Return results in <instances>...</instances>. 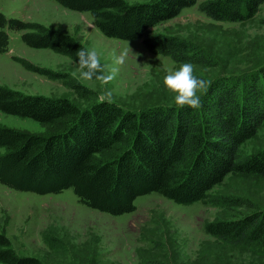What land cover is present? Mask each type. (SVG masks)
I'll return each instance as SVG.
<instances>
[{"label":"trees","instance_id":"obj_1","mask_svg":"<svg viewBox=\"0 0 264 264\" xmlns=\"http://www.w3.org/2000/svg\"><path fill=\"white\" fill-rule=\"evenodd\" d=\"M55 1L66 9L89 13L106 37L140 39L152 53L175 62L188 59L191 46L186 40L152 33V28L198 0ZM263 2L206 0L199 10L214 21L245 22ZM9 29L20 31L29 47L49 48L75 62L84 48L54 28L0 11V52L7 50ZM0 111L45 126L38 133L0 124L2 185L37 195L71 189L80 204L111 215L133 211L135 199L151 192L190 205L206 199L228 173L264 176V148L240 153L242 143L264 120V68L215 79L199 109L172 104L127 110L100 101L80 108L66 97L24 94L0 85ZM204 227L223 240L264 246V209L239 219L210 221ZM0 264L42 263L16 253L0 231Z\"/></svg>","mask_w":264,"mask_h":264},{"label":"rangeland","instance_id":"obj_2","mask_svg":"<svg viewBox=\"0 0 264 264\" xmlns=\"http://www.w3.org/2000/svg\"><path fill=\"white\" fill-rule=\"evenodd\" d=\"M204 1L152 28V33L172 35L191 46L188 59L175 62L148 51L140 39L102 35L89 13L66 9L55 0H0V11L7 17L54 28L85 49L95 48L106 72L117 67L113 53L127 52L125 63L107 85L96 79L81 81L78 63L69 56L29 47L20 31L9 29L7 50L0 52V85L24 94L66 97L80 108L99 101L107 89L117 105L139 110L175 104L176 94L164 85V77L184 63L193 64L194 74L210 82L264 68V2L245 22H222L199 10ZM0 124L45 131L37 121L2 111ZM261 148L264 120L242 143L240 153ZM134 205L133 211L111 215L80 204L71 189L37 195L0 183V231L16 253L34 256L42 264H264L263 245L223 240L204 227L210 221L239 219L264 209V176L228 173L206 199L190 205L156 192L138 196Z\"/></svg>","mask_w":264,"mask_h":264},{"label":"clouds","instance_id":"obj_3","mask_svg":"<svg viewBox=\"0 0 264 264\" xmlns=\"http://www.w3.org/2000/svg\"><path fill=\"white\" fill-rule=\"evenodd\" d=\"M77 57L78 75L81 81L96 79L107 85L118 74V66L125 63L127 52H121L118 55L113 53V61L117 67H112L107 72L101 63V54L95 48H81L77 52ZM210 84V81L194 74V65L191 63L182 64L178 70L170 71L164 77V85L170 92L176 94L174 101L177 108L199 109L202 106V96L207 93ZM99 101L111 104L112 92L106 89L99 96Z\"/></svg>","mask_w":264,"mask_h":264}]
</instances>
